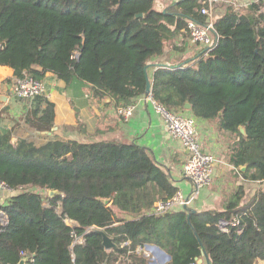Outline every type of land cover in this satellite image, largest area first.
Instances as JSON below:
<instances>
[{
	"label": "trees",
	"instance_id": "obj_1",
	"mask_svg": "<svg viewBox=\"0 0 264 264\" xmlns=\"http://www.w3.org/2000/svg\"><path fill=\"white\" fill-rule=\"evenodd\" d=\"M154 2L0 0V65L14 78L42 80L51 72L67 87L87 86L94 98L126 106L144 94L145 66L165 42L188 35L189 20L209 22L200 12L208 0H177L161 10ZM213 31L215 47L191 66L155 71L151 95L175 112L188 102L192 115L215 122L231 137L229 163L245 180L263 181L264 1L227 5ZM21 121L24 130L49 135L40 144L15 137L0 116V182L12 193L0 205L7 215L0 222V264H19L23 256L24 264H116L120 256L148 264L137 251L145 244L164 250L166 264H196L203 251L209 264L264 260V189L243 208L241 185L222 211L154 214V204L177 188L144 146L58 137L54 103L44 94L28 102ZM234 217L238 224L219 228ZM98 229L115 248H104Z\"/></svg>",
	"mask_w": 264,
	"mask_h": 264
},
{
	"label": "crops",
	"instance_id": "obj_2",
	"mask_svg": "<svg viewBox=\"0 0 264 264\" xmlns=\"http://www.w3.org/2000/svg\"><path fill=\"white\" fill-rule=\"evenodd\" d=\"M175 1L177 0H155L154 7L156 5L155 8L161 10ZM255 1L258 0H212V21L224 13L227 5L243 9ZM203 50L205 48L192 42L188 35L178 34L167 40L162 54L151 57L147 64L146 73L151 85L157 69L187 68ZM13 80V70L9 66L0 65V99L4 98V101H0L1 123L8 128L13 126L15 137L21 136L31 140L32 137L41 136L40 142L34 143H43L47 140L48 132L26 131L21 127V120L28 110V102L15 97L12 91ZM42 81L46 86L44 95L54 103V130L58 137L78 141L117 140L124 143L136 142L144 146L151 158L169 175L173 186L177 188L176 192H181L185 198H189L188 208L197 212L222 211L241 185L244 194L239 206L243 208L264 189V180L255 182L245 180L229 163V147L232 142L230 135L219 131L215 122L195 117L190 109L184 108L180 113L195 119L203 149L216 158L210 184L198 190L182 172L187 150L169 135L161 118L145 99L144 94L130 100L128 105L133 106L132 114L128 118H123L116 112L121 106H116L109 96L99 100L92 96L87 86L67 87L62 79H58L51 72H47ZM11 194L10 191L0 188V205H4ZM183 207L173 210H181ZM0 220L7 221L6 213L0 211ZM157 247L154 244H145L138 252L148 257V264L168 263L170 256ZM201 259L202 262L197 260L196 264H207L204 256ZM127 262L126 257L120 256L116 264ZM255 264H264V260H259Z\"/></svg>",
	"mask_w": 264,
	"mask_h": 264
},
{
	"label": "built area",
	"instance_id": "obj_3",
	"mask_svg": "<svg viewBox=\"0 0 264 264\" xmlns=\"http://www.w3.org/2000/svg\"><path fill=\"white\" fill-rule=\"evenodd\" d=\"M208 3V7H202L200 12L209 17V22L202 25L193 20H189L186 26V31L191 41L202 45L206 51L213 49L218 40L213 31L211 17L212 0H208ZM12 91L16 98L29 102L36 96L45 94L46 86L42 80L26 75L22 78H14ZM145 99L159 115L169 135L180 142L184 149L188 150L186 160L182 166L183 174L193 182L196 190L209 185L215 169L216 158L212 153L203 149L195 119L167 108L165 105L157 102L151 93L146 95ZM132 111V105L121 106L116 110L117 114L123 118H128L132 114ZM0 187L8 189L2 182H0ZM188 201L189 198H185L181 192H176L172 197L156 202L151 211L154 214H162L182 207ZM0 222L4 223L1 220ZM238 223L239 217H234L231 221H220L219 226L222 230L227 231V226ZM142 248L138 247L137 251Z\"/></svg>",
	"mask_w": 264,
	"mask_h": 264
},
{
	"label": "water",
	"instance_id": "obj_4",
	"mask_svg": "<svg viewBox=\"0 0 264 264\" xmlns=\"http://www.w3.org/2000/svg\"><path fill=\"white\" fill-rule=\"evenodd\" d=\"M137 16H141V14H138ZM147 68H148V65L145 66V70H146ZM38 69H40V68H38ZM150 93H151V82L149 81V79H148V77H147V80H146V88H145L144 95L146 96V95H148V94H150ZM0 101H4V98H1ZM184 108H185V109H190V104H189L188 102H186V103L184 104ZM240 131H241L242 133H244V128L240 127ZM187 153H188V150H187ZM245 169H246V164L240 166V170H241V171H244ZM55 193H56V191H50V192H49L50 195H53V194H55ZM102 202L105 203V204H107V203L109 202V200H108L107 198H103V199H102ZM183 208H188L187 204H185ZM189 209H191L192 212L195 211V210L192 209V208H189ZM98 232L102 235V244H103V246H104V248H105L106 250H110V249H113V248L116 247V244H115V243L112 241V239H111V238H110V237L104 232V230H102V229H98ZM157 249L161 251V249H160L159 247H157ZM163 253L166 254L164 251H163ZM203 256L205 257V261H206V263L209 264L208 259H207V256H206V254H205L204 251H203ZM167 257L169 258L168 255H167ZM26 260H27V257H24V256L21 257V259H20V261H19V264H24ZM198 261L202 262V259L200 258V259H198Z\"/></svg>",
	"mask_w": 264,
	"mask_h": 264
},
{
	"label": "rangeland",
	"instance_id": "obj_5",
	"mask_svg": "<svg viewBox=\"0 0 264 264\" xmlns=\"http://www.w3.org/2000/svg\"><path fill=\"white\" fill-rule=\"evenodd\" d=\"M155 7H156V5H155ZM40 139H41V136H38L37 138L36 137L35 138L32 137L31 141L38 143V142H40Z\"/></svg>",
	"mask_w": 264,
	"mask_h": 264
}]
</instances>
